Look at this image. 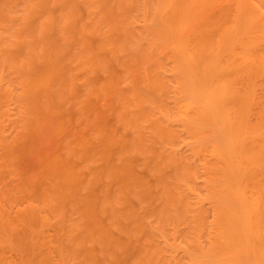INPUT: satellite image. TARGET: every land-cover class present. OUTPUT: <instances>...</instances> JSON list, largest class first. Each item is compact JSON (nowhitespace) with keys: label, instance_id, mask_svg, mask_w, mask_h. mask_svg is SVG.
<instances>
[{"label":"bare ground","instance_id":"1","mask_svg":"<svg viewBox=\"0 0 264 264\" xmlns=\"http://www.w3.org/2000/svg\"><path fill=\"white\" fill-rule=\"evenodd\" d=\"M145 64L0 205V264H264V0H0V140Z\"/></svg>","mask_w":264,"mask_h":264},{"label":"rangeland","instance_id":"2","mask_svg":"<svg viewBox=\"0 0 264 264\" xmlns=\"http://www.w3.org/2000/svg\"><path fill=\"white\" fill-rule=\"evenodd\" d=\"M122 52H120L119 56L122 58V60H124L129 55L128 53L129 51H122ZM164 54L159 55V57L164 62L166 61L167 63L166 62L165 63L166 65H168L169 61L167 59L166 54L165 55ZM152 65L145 64L143 69L141 70L138 69L133 72L129 71L128 68H126L124 65H116V68H114L115 73H117V75L120 76L121 75L123 76L126 75V76L118 82L116 86L117 89L115 88L114 91L111 90L108 91L107 95L106 94L102 95V97L101 95H93L92 97H88L86 93H88L90 90L100 88L101 85L105 83L106 80L105 77H107V72L94 71L90 73L91 74L90 80L92 81V84L89 82L88 84H86L83 75L84 73L82 74V72L79 71L78 76L81 79L78 78V81L80 83L82 82L81 84L82 87L79 88L78 95L71 98L68 104L64 108L58 109L57 111L55 110L56 112L54 111V113H52L53 115H50V117L45 118V120H43L44 123H42L43 125L41 124L42 127L40 126V128H38L35 131L33 127L30 130V132L31 131L32 132L30 133L31 135L29 134L28 138L26 134L23 136L26 142L24 150H21L19 146L21 144L20 141H18V144L13 142V138L18 134V132H20L19 130H21V127L19 126H20V120H22L21 114L19 113V106L16 101L13 102L10 106L12 115L6 118L5 120L6 126H4L5 128L4 132L6 135L5 137H7L8 139L6 138L4 142L0 140L1 141L0 142V205L2 206V204H5L7 206L6 209L9 212H12L15 209L17 210V207L22 206L23 204L18 203V200H16L15 198V196L20 195L19 191L21 185H24L30 181H34L35 184L40 179H43L45 175L44 173L47 171L46 170L47 165L59 153L60 154L66 153V149L68 150V147L72 144L73 140H78V138H82V137H88V138L92 137L94 129L96 125L99 124V122L100 125H104L109 120H112L113 116L109 117L110 116L109 113L103 114L101 116L102 120L98 116L102 113L103 109L105 110L107 107L109 108V106H111L115 102L114 100L117 99V97L120 96V94L122 95L123 93L124 95V93L129 94L130 92H132L134 84H136V77L138 76V72L146 71L147 73L148 70L153 67ZM79 100L80 102H78ZM86 100H90V101L86 103ZM84 106L86 109L84 108ZM74 108H77L78 111L77 109ZM70 111H72V113ZM73 112L75 114H73ZM77 112L79 115L77 114ZM96 117L97 119H95ZM121 127L117 128L118 132L122 131ZM182 148L183 150H188L189 146L187 144H184ZM4 151H7L9 156H7V154H4L5 153ZM200 180H201L200 182H203L202 178ZM11 198H15L14 201H12ZM209 218L210 219L213 218L212 213L209 214ZM172 240L175 241L174 239ZM177 242L181 243L182 239L178 237Z\"/></svg>","mask_w":264,"mask_h":264}]
</instances>
